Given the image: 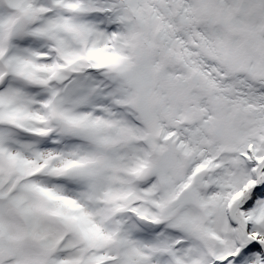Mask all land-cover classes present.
<instances>
[{
    "label": "snow or ice",
    "instance_id": "snow-or-ice-1",
    "mask_svg": "<svg viewBox=\"0 0 264 264\" xmlns=\"http://www.w3.org/2000/svg\"><path fill=\"white\" fill-rule=\"evenodd\" d=\"M0 264H264V0H0Z\"/></svg>",
    "mask_w": 264,
    "mask_h": 264
}]
</instances>
